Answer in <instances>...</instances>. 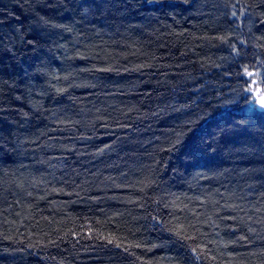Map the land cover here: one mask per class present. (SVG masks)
<instances>
[{
    "label": "trees",
    "instance_id": "1",
    "mask_svg": "<svg viewBox=\"0 0 264 264\" xmlns=\"http://www.w3.org/2000/svg\"><path fill=\"white\" fill-rule=\"evenodd\" d=\"M259 96L264 0H0V264H264Z\"/></svg>",
    "mask_w": 264,
    "mask_h": 264
},
{
    "label": "snow or ice",
    "instance_id": "2",
    "mask_svg": "<svg viewBox=\"0 0 264 264\" xmlns=\"http://www.w3.org/2000/svg\"><path fill=\"white\" fill-rule=\"evenodd\" d=\"M246 74L251 77L253 75L252 72H249L247 69H245ZM256 101H253L255 103ZM258 104L261 110H264V96L259 97Z\"/></svg>",
    "mask_w": 264,
    "mask_h": 264
},
{
    "label": "rangeland",
    "instance_id": "3",
    "mask_svg": "<svg viewBox=\"0 0 264 264\" xmlns=\"http://www.w3.org/2000/svg\"><path fill=\"white\" fill-rule=\"evenodd\" d=\"M259 97H260V96H259ZM259 97L257 98V102H258Z\"/></svg>",
    "mask_w": 264,
    "mask_h": 264
}]
</instances>
